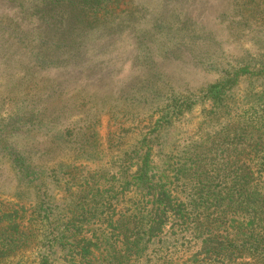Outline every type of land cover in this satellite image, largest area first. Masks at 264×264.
<instances>
[{
  "label": "rangeland",
  "instance_id": "obj_1",
  "mask_svg": "<svg viewBox=\"0 0 264 264\" xmlns=\"http://www.w3.org/2000/svg\"><path fill=\"white\" fill-rule=\"evenodd\" d=\"M37 2H0V221L6 212H29L30 223L33 212H155L150 193L136 189L141 168L172 182L175 163L209 147L237 106H264V0H118L111 19L100 11L84 25L76 11L64 32L71 58L49 43L38 47L50 36L37 24ZM196 23L199 33L189 36ZM102 33L120 38L116 51ZM89 39L99 46L95 58L85 51ZM235 71L233 109L215 117L207 88ZM187 100L196 104L161 120ZM13 151L31 174L19 171ZM38 164L53 171L36 174ZM36 255L25 254V264H41Z\"/></svg>",
  "mask_w": 264,
  "mask_h": 264
},
{
  "label": "trees",
  "instance_id": "obj_2",
  "mask_svg": "<svg viewBox=\"0 0 264 264\" xmlns=\"http://www.w3.org/2000/svg\"><path fill=\"white\" fill-rule=\"evenodd\" d=\"M118 3L38 0L33 6L37 24L42 19L50 36L38 38V47L49 43L50 48L71 58L64 32L73 12L78 11L73 16L75 24L84 25L89 24L88 18L97 22L100 11L111 19ZM61 26L65 29L60 30ZM197 28L196 23L189 36L199 33ZM185 33L179 31L182 36ZM99 37L114 51L121 43L120 38L109 39L106 33ZM87 43L88 57L95 58L91 55L99 47L97 40ZM45 56L42 53L38 60L44 61ZM125 59L132 66L137 63L131 55ZM238 74L229 73L207 88L213 116L231 113L233 106L227 96L237 84ZM155 87L154 95L160 94L162 87L151 88ZM194 104L195 100L176 103L171 111L163 112L161 120L180 116ZM233 111L231 122L216 131L209 147H193L182 163H175L172 182L164 177L160 182L151 180L139 170L136 189L150 193L148 202L155 212H33L37 216L33 223L29 212H6L8 219L0 221V264H25L28 253H39L41 264H56L61 258L69 259V264H264V106L239 105ZM13 156L23 175L32 173L21 153L13 151ZM217 157L221 163L215 162ZM128 168L127 176L132 175ZM40 170L53 171L38 164L36 174Z\"/></svg>",
  "mask_w": 264,
  "mask_h": 264
}]
</instances>
